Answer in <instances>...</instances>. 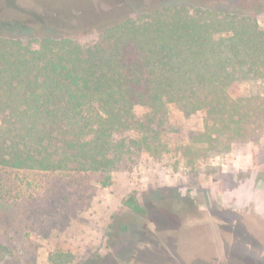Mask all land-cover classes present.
<instances>
[{"label":"trees","instance_id":"trees-1","mask_svg":"<svg viewBox=\"0 0 264 264\" xmlns=\"http://www.w3.org/2000/svg\"><path fill=\"white\" fill-rule=\"evenodd\" d=\"M56 11L36 24L0 20V167L92 172L107 186L125 156L167 151L171 104L204 114L184 151L192 166L264 132V89L241 88L264 85V0L154 1L90 24L73 23L64 5ZM89 32L96 41L82 43ZM137 106L146 112L137 115ZM168 201L199 210L175 193ZM124 203L146 214L135 194ZM120 227L113 244L128 235L123 256L131 260L135 226ZM64 256L55 264L70 263Z\"/></svg>","mask_w":264,"mask_h":264},{"label":"rangeland","instance_id":"rangeland-1","mask_svg":"<svg viewBox=\"0 0 264 264\" xmlns=\"http://www.w3.org/2000/svg\"><path fill=\"white\" fill-rule=\"evenodd\" d=\"M154 1L191 0H0V20L36 24L49 13L62 14L56 10L64 5L73 23L90 24ZM258 22L264 27V13ZM97 37L89 32L80 41ZM241 88L250 94L264 85L247 81ZM135 112L142 115L146 108ZM203 126L202 112L187 116L171 104L167 151L125 156L107 186L92 172L0 167V264H55L67 254V264H264V132L207 151L192 166L185 147L191 132ZM132 193L146 214L125 205ZM174 193L193 199L199 210L173 209L168 200ZM124 223L137 234L131 260L123 256L128 235L122 232L126 243L113 244Z\"/></svg>","mask_w":264,"mask_h":264}]
</instances>
